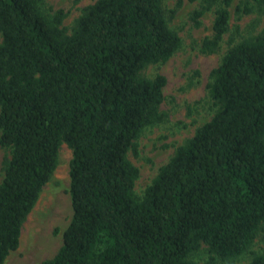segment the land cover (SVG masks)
<instances>
[{"label":"trees","instance_id":"1","mask_svg":"<svg viewBox=\"0 0 264 264\" xmlns=\"http://www.w3.org/2000/svg\"><path fill=\"white\" fill-rule=\"evenodd\" d=\"M215 10L200 51H218L232 0ZM163 0H95L68 32L39 0H0V264L58 164L69 161L71 220L41 264H198L242 255L264 235V28L235 43L211 71L216 109L162 165L142 198L129 159L142 129L164 120L166 78L142 71L181 46ZM237 10L264 16V0ZM197 24V23H196ZM248 264H264V253Z\"/></svg>","mask_w":264,"mask_h":264},{"label":"rangeland","instance_id":"2","mask_svg":"<svg viewBox=\"0 0 264 264\" xmlns=\"http://www.w3.org/2000/svg\"><path fill=\"white\" fill-rule=\"evenodd\" d=\"M94 1L39 0V6L49 18L62 11L64 16L60 26L70 32L83 9ZM240 3L241 0H232L229 27L218 51L205 54L200 51L201 42L211 34L215 10L220 5L212 2L196 22L194 12L203 9L204 0H163L168 24L180 36L181 46L165 62L150 64L142 71L147 78L157 74L165 76L164 101L160 109L166 116L161 122L144 127L135 140L136 154L129 153V159L139 170L133 189L136 197L142 198L159 168L167 163L177 147L212 117L216 109L208 94L212 69L220 63L229 47L264 28V16L239 12ZM58 153L52 178L44 185L22 224L19 246L8 254L4 264H41L53 257L63 243V233L72 216L69 193L71 150L62 143ZM9 157V149L0 145V181L4 161ZM263 253L264 235L260 233L239 257L226 261L215 258L213 264H248L254 255ZM189 257L198 264H211L205 244Z\"/></svg>","mask_w":264,"mask_h":264}]
</instances>
